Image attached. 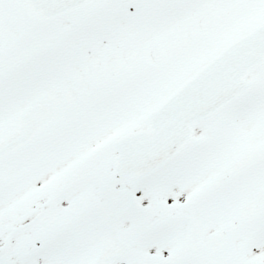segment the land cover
<instances>
[{"label":"snow or ice","instance_id":"obj_1","mask_svg":"<svg viewBox=\"0 0 264 264\" xmlns=\"http://www.w3.org/2000/svg\"><path fill=\"white\" fill-rule=\"evenodd\" d=\"M0 264H264V0H0Z\"/></svg>","mask_w":264,"mask_h":264}]
</instances>
